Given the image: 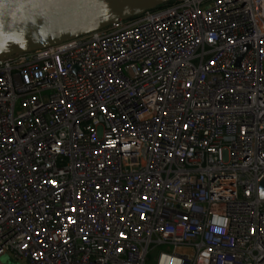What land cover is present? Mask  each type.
<instances>
[{
    "label": "built area",
    "instance_id": "2783aa9c",
    "mask_svg": "<svg viewBox=\"0 0 264 264\" xmlns=\"http://www.w3.org/2000/svg\"><path fill=\"white\" fill-rule=\"evenodd\" d=\"M262 182L264 0L0 58V257L264 264Z\"/></svg>",
    "mask_w": 264,
    "mask_h": 264
},
{
    "label": "water",
    "instance_id": "95a60500",
    "mask_svg": "<svg viewBox=\"0 0 264 264\" xmlns=\"http://www.w3.org/2000/svg\"><path fill=\"white\" fill-rule=\"evenodd\" d=\"M172 1L0 0V58L83 36ZM259 190L264 200V182Z\"/></svg>",
    "mask_w": 264,
    "mask_h": 264
},
{
    "label": "rangeland",
    "instance_id": "374dc122",
    "mask_svg": "<svg viewBox=\"0 0 264 264\" xmlns=\"http://www.w3.org/2000/svg\"><path fill=\"white\" fill-rule=\"evenodd\" d=\"M157 251L152 252L149 257L147 264H155ZM1 264H29L27 260L14 259L10 254H4L0 257Z\"/></svg>",
    "mask_w": 264,
    "mask_h": 264
}]
</instances>
